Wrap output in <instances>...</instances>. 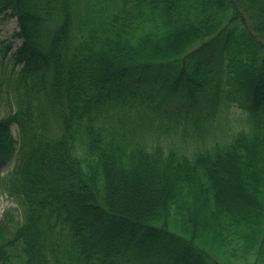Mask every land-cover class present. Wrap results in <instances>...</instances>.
<instances>
[{"label":"trees","instance_id":"obj_1","mask_svg":"<svg viewBox=\"0 0 264 264\" xmlns=\"http://www.w3.org/2000/svg\"><path fill=\"white\" fill-rule=\"evenodd\" d=\"M0 15L22 40L0 50V169L21 153L0 177L21 208L0 264H264V0ZM251 197L255 212L236 201Z\"/></svg>","mask_w":264,"mask_h":264},{"label":"rangeland","instance_id":"obj_2","mask_svg":"<svg viewBox=\"0 0 264 264\" xmlns=\"http://www.w3.org/2000/svg\"><path fill=\"white\" fill-rule=\"evenodd\" d=\"M16 30H17V28H16V21L15 20L1 21V19H0V46L4 42H6V44H9V43H14L15 45L18 44L19 41L18 40L17 41L14 40L13 39V36H12L14 34V32H16ZM128 177H129V175H128ZM121 182H120V184H121ZM119 193L125 194V192L123 191V189H120L119 190ZM126 193H128V192H126ZM249 196H251V194ZM233 198L236 199L235 196H233ZM236 201L243 208H246L247 211L255 212L257 210L256 205H255L256 201H255L254 197H251L249 200L247 198L246 199L245 198L244 199H241L240 198V199H238ZM10 206H12V204L9 203L6 200V197L4 195H0V216L2 215L4 209L7 208V207H10ZM141 206H142V208L148 207V205L143 204V203H141ZM203 218L200 217V220L201 221L193 220L192 221V226H194L195 228H199V226H200L199 223L200 222H204V220L206 221V219L202 220Z\"/></svg>","mask_w":264,"mask_h":264}]
</instances>
